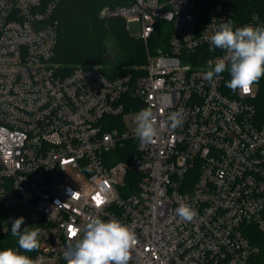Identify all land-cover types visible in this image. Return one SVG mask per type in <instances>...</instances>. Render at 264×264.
<instances>
[{
    "label": "built area",
    "instance_id": "built-area-1",
    "mask_svg": "<svg viewBox=\"0 0 264 264\" xmlns=\"http://www.w3.org/2000/svg\"><path fill=\"white\" fill-rule=\"evenodd\" d=\"M58 1L0 0V214L22 210L41 229L34 260L67 264L70 238L74 244L83 235L72 233L99 217L134 231L129 264H253L260 250L244 227L264 233L257 88L233 92L228 71L204 79L208 61L224 55L209 52L208 38L229 19L241 27L236 0H128L103 8L102 18L141 25L146 64L116 75L55 61ZM161 21L172 32L166 50L153 53ZM244 25L264 26V19L255 13ZM144 108L158 120L182 108L184 123L143 143L134 129ZM181 203L196 210L193 221L176 215Z\"/></svg>",
    "mask_w": 264,
    "mask_h": 264
},
{
    "label": "clouds",
    "instance_id": "clouds-1",
    "mask_svg": "<svg viewBox=\"0 0 264 264\" xmlns=\"http://www.w3.org/2000/svg\"><path fill=\"white\" fill-rule=\"evenodd\" d=\"M208 39L211 45L209 52L220 49L224 55L217 57L215 62L208 61L210 70L204 74V79L212 83L228 71L230 79L226 81V87L233 92L239 89L243 94L249 93L264 76V26L244 25L234 28L229 19L221 22ZM184 119L182 108L170 113L166 120H158L151 108H144L135 116L134 131L141 142L154 143L160 129L168 125L173 129L181 127ZM175 213L187 222L193 221L197 215L196 210L187 203H181ZM24 220L23 216L12 220L11 234L18 238L20 249L26 252L38 250L41 229L25 227L21 231ZM81 231L83 235L75 239L74 244L70 238L63 253L67 264H129L137 239L128 225L117 219L105 221L93 217L83 229L73 232L72 237H77ZM0 264H42V260H33L16 249L6 248L0 250Z\"/></svg>",
    "mask_w": 264,
    "mask_h": 264
},
{
    "label": "trees",
    "instance_id": "trees-1",
    "mask_svg": "<svg viewBox=\"0 0 264 264\" xmlns=\"http://www.w3.org/2000/svg\"><path fill=\"white\" fill-rule=\"evenodd\" d=\"M46 6L52 0H41ZM128 0H59L54 9L53 21L57 23L58 45L55 61L65 66L103 64L107 52L108 41H113L119 50L121 60L117 65L137 66L146 64V52L140 38H134L127 30L124 18H100V12L105 7L115 8L127 4ZM214 0H209V5ZM236 19L241 27L252 14H258L264 19V0H236ZM200 22H204L210 15V7L202 10ZM202 16V17H201ZM172 28L165 22L156 24L155 32L150 39L153 53L166 50ZM123 71L109 70L110 75L120 74ZM256 98L253 103L257 110L259 122H264V76L258 83ZM123 159V158H122ZM7 212L0 214V223ZM244 232L250 242L259 248V253L252 259L253 264H264V233L255 225H246ZM18 238L12 234L0 232V250L16 249L21 254L34 260L38 250L26 252L19 248Z\"/></svg>",
    "mask_w": 264,
    "mask_h": 264
},
{
    "label": "rangeland",
    "instance_id": "rangeland-1",
    "mask_svg": "<svg viewBox=\"0 0 264 264\" xmlns=\"http://www.w3.org/2000/svg\"><path fill=\"white\" fill-rule=\"evenodd\" d=\"M102 11V10H101ZM100 18H102L101 16V12H100ZM104 20H107L108 18H102ZM127 28L129 31V34L134 37V38H139L140 34H141V25L138 22H128L127 23ZM105 62L103 64H94V65H100L103 66L107 71L111 70V71H116V70H121V71H129V70H135L137 68H142L144 65H137V66H120L117 65V63L120 62L121 60V55L119 53V50L117 49L115 43L113 41H108V45H107V52L104 56ZM71 174H75V171H71L69 172ZM23 216L25 218L24 220V224L21 226V231L25 228V227H30L33 228V221L31 219V217L29 215H27L26 213H23L22 210L19 209H12L9 212L6 213L3 221H2V225H0V230H2V228H4V231H0L2 234H11V223L12 220L15 218H19Z\"/></svg>",
    "mask_w": 264,
    "mask_h": 264
},
{
    "label": "snow or ice",
    "instance_id": "snow-or-ice-1",
    "mask_svg": "<svg viewBox=\"0 0 264 264\" xmlns=\"http://www.w3.org/2000/svg\"><path fill=\"white\" fill-rule=\"evenodd\" d=\"M97 202L100 203L101 201L98 200Z\"/></svg>",
    "mask_w": 264,
    "mask_h": 264
}]
</instances>
